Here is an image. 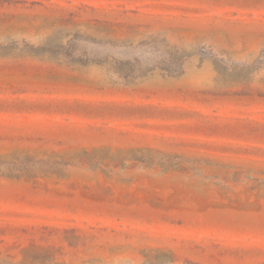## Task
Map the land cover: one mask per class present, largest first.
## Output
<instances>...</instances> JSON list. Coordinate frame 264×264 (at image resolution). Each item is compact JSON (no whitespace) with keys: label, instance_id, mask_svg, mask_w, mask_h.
Returning <instances> with one entry per match:
<instances>
[{"label":"rangeland","instance_id":"obj_1","mask_svg":"<svg viewBox=\"0 0 264 264\" xmlns=\"http://www.w3.org/2000/svg\"><path fill=\"white\" fill-rule=\"evenodd\" d=\"M0 264H264V0H0Z\"/></svg>","mask_w":264,"mask_h":264}]
</instances>
